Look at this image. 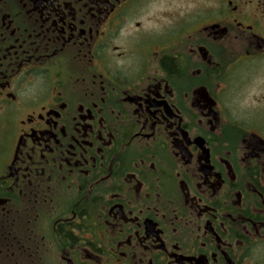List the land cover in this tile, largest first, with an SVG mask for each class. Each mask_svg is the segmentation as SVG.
<instances>
[{
	"label": "flooded vegetation",
	"instance_id": "af4514ba",
	"mask_svg": "<svg viewBox=\"0 0 264 264\" xmlns=\"http://www.w3.org/2000/svg\"><path fill=\"white\" fill-rule=\"evenodd\" d=\"M0 264H264V0H0Z\"/></svg>",
	"mask_w": 264,
	"mask_h": 264
}]
</instances>
